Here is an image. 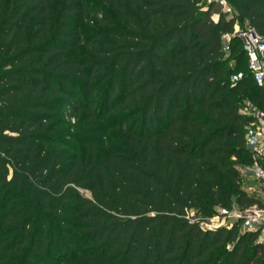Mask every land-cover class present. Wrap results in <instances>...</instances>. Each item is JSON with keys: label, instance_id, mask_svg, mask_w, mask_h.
<instances>
[{"label": "trees", "instance_id": "obj_1", "mask_svg": "<svg viewBox=\"0 0 264 264\" xmlns=\"http://www.w3.org/2000/svg\"><path fill=\"white\" fill-rule=\"evenodd\" d=\"M231 4L0 0V264H264L262 230L204 225L264 207V88L223 40L264 0Z\"/></svg>", "mask_w": 264, "mask_h": 264}, {"label": "built area", "instance_id": "obj_2", "mask_svg": "<svg viewBox=\"0 0 264 264\" xmlns=\"http://www.w3.org/2000/svg\"><path fill=\"white\" fill-rule=\"evenodd\" d=\"M204 10L212 9V17L217 20L221 15L227 18L235 16L231 0H199ZM233 38L242 39L245 43V51L248 55V69L251 72L257 85L264 88V37L260 36L255 29L246 26L245 30H239V23L236 22L235 31L232 34L223 36V40L228 49V44ZM244 78V73L240 72L232 76V82H238ZM243 113L256 118V123L247 130L246 145L253 152L256 158H264V110L247 103ZM260 182L264 185V171L258 174ZM242 220L243 231L262 230L264 233V207L255 206L245 212H238L234 217H230L227 222L225 218H212L204 225L208 229L218 227L231 228L235 221Z\"/></svg>", "mask_w": 264, "mask_h": 264}, {"label": "rangeland", "instance_id": "obj_3", "mask_svg": "<svg viewBox=\"0 0 264 264\" xmlns=\"http://www.w3.org/2000/svg\"><path fill=\"white\" fill-rule=\"evenodd\" d=\"M246 24H239V30H245ZM241 41V46L240 49L245 51V43L242 39ZM246 65V62H245ZM243 110L245 111V107H243ZM262 171L260 167L257 165L254 167H247L245 169L241 170L242 177L244 180V183L246 184L247 192L249 194L257 195L263 198L264 200V185L260 182L258 178L259 172ZM238 212L232 211L230 213H226L223 210H220L218 215L214 217L216 218H225L226 221L228 222L230 220V217L233 215V217L237 214Z\"/></svg>", "mask_w": 264, "mask_h": 264}, {"label": "crops", "instance_id": "obj_4", "mask_svg": "<svg viewBox=\"0 0 264 264\" xmlns=\"http://www.w3.org/2000/svg\"><path fill=\"white\" fill-rule=\"evenodd\" d=\"M215 21H218V19H217V20L215 19ZM234 211L239 212V208L236 206V207L234 208Z\"/></svg>", "mask_w": 264, "mask_h": 264}]
</instances>
